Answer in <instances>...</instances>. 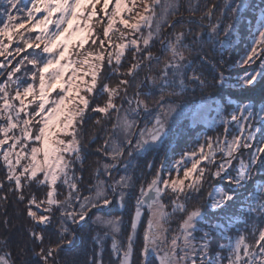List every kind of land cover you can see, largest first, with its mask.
I'll return each instance as SVG.
<instances>
[{"label":"snow or ice","instance_id":"1","mask_svg":"<svg viewBox=\"0 0 264 264\" xmlns=\"http://www.w3.org/2000/svg\"><path fill=\"white\" fill-rule=\"evenodd\" d=\"M254 177L264 0H0V264H264Z\"/></svg>","mask_w":264,"mask_h":264},{"label":"trees","instance_id":"2","mask_svg":"<svg viewBox=\"0 0 264 264\" xmlns=\"http://www.w3.org/2000/svg\"><path fill=\"white\" fill-rule=\"evenodd\" d=\"M251 3H254V4H259L260 3V0H253ZM249 22H250V17H249ZM154 52H156L158 50L157 48V45L156 47H154L152 49ZM127 67V64H125V68ZM147 71V69H145V72ZM144 73H141V75H143ZM115 81H113L114 83ZM208 91H215L214 89H209ZM193 98L194 100L195 99H198L200 98V93L199 92H196L193 94ZM253 99H259V95L258 93L252 97ZM182 124H188V121L187 120H183L181 121ZM210 134V133H209ZM188 139V135L185 131L184 128L182 127H179L178 126V129H177V135H176V140L173 142V146L175 147L176 146V142L178 141L180 143L181 146H183V142ZM95 147V145H93V148ZM90 160H94L96 159V157H90L89 158ZM150 179V177H148ZM254 179H264V177H254ZM251 186V185H250ZM200 203H202V201H200ZM204 205V204H203ZM116 214H119V213H116ZM87 232H88V228L87 226H85V230H84V238L81 239V240H78L77 241V246L75 249H73L71 252H67V253H62V257L66 258V259H73L75 254L78 253V252H82L85 248L87 249H91L92 247V244H91V241L89 239H87ZM110 243V242H109Z\"/></svg>","mask_w":264,"mask_h":264},{"label":"rangeland","instance_id":"3","mask_svg":"<svg viewBox=\"0 0 264 264\" xmlns=\"http://www.w3.org/2000/svg\"><path fill=\"white\" fill-rule=\"evenodd\" d=\"M253 0H250V2H252ZM157 48H159V45L157 44ZM193 94L190 93L187 97V99L189 100L190 103H192L193 105L197 104L199 102V98L195 99L193 98ZM211 134V133H210ZM211 186L209 185H205V187L203 188L200 197H199V204L202 206L203 204L206 203L207 197L209 195V193L211 192ZM200 201H202V203H200ZM178 223V218H174L172 221V227L175 228L177 226Z\"/></svg>","mask_w":264,"mask_h":264}]
</instances>
